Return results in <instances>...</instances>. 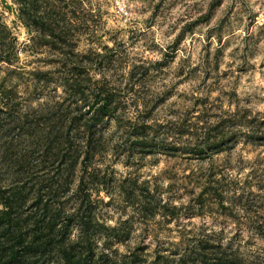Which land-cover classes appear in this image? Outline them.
Returning a JSON list of instances; mask_svg holds the SVG:
<instances>
[{
    "label": "rangeland",
    "instance_id": "rangeland-1",
    "mask_svg": "<svg viewBox=\"0 0 264 264\" xmlns=\"http://www.w3.org/2000/svg\"><path fill=\"white\" fill-rule=\"evenodd\" d=\"M67 2L69 32L87 54L80 59L128 100L119 114L156 124L136 139L127 121H112L88 162L106 181L97 212L128 236L113 258L264 264V145L240 140L220 153L199 151L213 121L264 115V0ZM0 12L18 49L12 64L0 63L3 94L17 113L42 120L55 101L39 103L62 94L56 80L65 68L54 50L33 43L18 4L0 0ZM34 71H48L51 81H37ZM233 127L239 136L243 129ZM134 181L151 194L130 195L148 198L151 210L121 193L122 184L132 193Z\"/></svg>",
    "mask_w": 264,
    "mask_h": 264
},
{
    "label": "trees",
    "instance_id": "trees-1",
    "mask_svg": "<svg viewBox=\"0 0 264 264\" xmlns=\"http://www.w3.org/2000/svg\"><path fill=\"white\" fill-rule=\"evenodd\" d=\"M13 1L19 5V18L33 34V43L54 50L55 61L67 69L56 80L62 94L57 92L47 103H39L55 101L43 110L42 120L17 113L16 104L4 96L0 84V264H146L137 254L113 258L119 253L117 244L125 243L128 236L97 212V195L106 181L99 179L98 166L88 162H94L102 150L105 126L112 121H127L130 137L136 139L156 124L148 117L126 119L119 114L128 100L108 78H96L80 59L87 54L77 50V40L69 32L67 0ZM17 51L16 37L0 12V63L12 64ZM34 74L37 81H51L48 71ZM67 97L73 100L65 105ZM233 126L243 129L239 136ZM171 137L166 135L160 142ZM240 140L264 145V115L213 121L205 129L199 151L220 153ZM134 185L138 186L137 181L129 186L132 193L120 185L121 193L129 194L142 211L151 210L148 198L130 195L135 191L151 194L146 182L142 187Z\"/></svg>",
    "mask_w": 264,
    "mask_h": 264
}]
</instances>
